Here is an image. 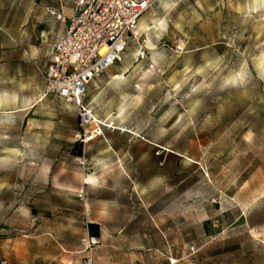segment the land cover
<instances>
[{"label": "rangeland", "instance_id": "1", "mask_svg": "<svg viewBox=\"0 0 264 264\" xmlns=\"http://www.w3.org/2000/svg\"><path fill=\"white\" fill-rule=\"evenodd\" d=\"M152 9L149 58L111 67L136 68L104 91L116 128L0 103V264H264V0Z\"/></svg>", "mask_w": 264, "mask_h": 264}, {"label": "built area", "instance_id": "2", "mask_svg": "<svg viewBox=\"0 0 264 264\" xmlns=\"http://www.w3.org/2000/svg\"><path fill=\"white\" fill-rule=\"evenodd\" d=\"M158 0H76L74 13L66 15L48 8L57 20L66 24L57 36L51 62L44 72L46 94L73 103L79 111L80 136L84 142L114 129V120L96 116L86 102L88 86L96 77L122 61L130 42L133 61L149 58L148 36L139 29V21ZM177 53L183 48L177 46ZM3 264V263H1Z\"/></svg>", "mask_w": 264, "mask_h": 264}, {"label": "crops", "instance_id": "3", "mask_svg": "<svg viewBox=\"0 0 264 264\" xmlns=\"http://www.w3.org/2000/svg\"><path fill=\"white\" fill-rule=\"evenodd\" d=\"M176 2L170 0V4ZM75 7L76 0H16L6 23L0 24V33L7 37L6 45L0 48V103L1 110L6 114L41 110L49 102L44 72L51 62L57 36L65 30L66 24L57 20L47 9L53 8L71 15ZM152 10L148 21L150 24ZM152 28L145 30L139 27L148 36L154 32ZM128 66V70H125L123 64L117 71L110 67L89 84L86 102L94 107L98 118L116 119L113 109L103 110L100 104L105 97V89L122 79L114 77L115 74L124 73V77H127L136 69H132L131 64Z\"/></svg>", "mask_w": 264, "mask_h": 264}, {"label": "bare ground", "instance_id": "4", "mask_svg": "<svg viewBox=\"0 0 264 264\" xmlns=\"http://www.w3.org/2000/svg\"><path fill=\"white\" fill-rule=\"evenodd\" d=\"M151 19H152V24L143 21L142 24L140 23V27L145 29V30H150L152 27H154L157 24V21L159 20V18L156 17V14L154 11H152ZM143 29H142V31H143ZM147 45L149 47V42H147ZM125 70H128V69L125 68ZM148 71H150V69L146 70V72H148ZM124 76H125L124 73H117L114 75V77H116V78H125Z\"/></svg>", "mask_w": 264, "mask_h": 264}]
</instances>
